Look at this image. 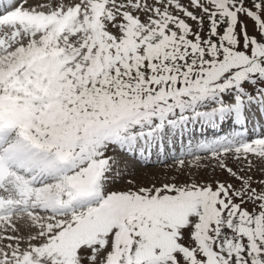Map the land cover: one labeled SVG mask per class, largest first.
Here are the masks:
<instances>
[{
    "label": "snow or ice",
    "instance_id": "snow-or-ice-1",
    "mask_svg": "<svg viewBox=\"0 0 264 264\" xmlns=\"http://www.w3.org/2000/svg\"><path fill=\"white\" fill-rule=\"evenodd\" d=\"M0 264H264V0H0Z\"/></svg>",
    "mask_w": 264,
    "mask_h": 264
},
{
    "label": "rangeland",
    "instance_id": "rangeland-1",
    "mask_svg": "<svg viewBox=\"0 0 264 264\" xmlns=\"http://www.w3.org/2000/svg\"><path fill=\"white\" fill-rule=\"evenodd\" d=\"M136 169L140 173H153V172H159L163 170V167L161 165H157L155 161L152 163L146 165V166H141L139 161H133Z\"/></svg>",
    "mask_w": 264,
    "mask_h": 264
}]
</instances>
